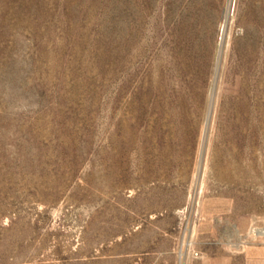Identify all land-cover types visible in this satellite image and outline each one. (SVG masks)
I'll return each instance as SVG.
<instances>
[{
	"label": "rangeland",
	"instance_id": "1",
	"mask_svg": "<svg viewBox=\"0 0 264 264\" xmlns=\"http://www.w3.org/2000/svg\"><path fill=\"white\" fill-rule=\"evenodd\" d=\"M0 264H264V0H0Z\"/></svg>",
	"mask_w": 264,
	"mask_h": 264
}]
</instances>
